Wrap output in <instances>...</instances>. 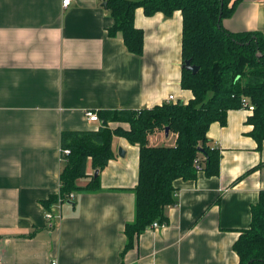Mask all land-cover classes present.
I'll list each match as a JSON object with an SVG mask.
<instances>
[{
	"label": "crops",
	"instance_id": "1",
	"mask_svg": "<svg viewBox=\"0 0 264 264\" xmlns=\"http://www.w3.org/2000/svg\"><path fill=\"white\" fill-rule=\"evenodd\" d=\"M111 25L100 0H72L66 9L62 0H0L2 264H238L233 243L264 190V164L251 170L264 163V142L258 149L246 123L251 113L242 109L208 129L221 155L218 175L198 171L194 180H175L167 223L147 227L127 251L124 229L134 221L139 149L122 137H113V158L104 169L88 165L76 182L84 188L98 171L99 189L71 193L73 200H59L50 210L60 218H45L42 201L58 194L68 156L61 155V133L99 127L85 112L138 111L169 96L182 103L192 98L180 86V12L146 17L135 11L134 26L143 32L140 56L126 50L120 34L108 36ZM222 26L264 35V0H242ZM148 141L173 146L175 134L157 131Z\"/></svg>",
	"mask_w": 264,
	"mask_h": 264
},
{
	"label": "trees",
	"instance_id": "2",
	"mask_svg": "<svg viewBox=\"0 0 264 264\" xmlns=\"http://www.w3.org/2000/svg\"><path fill=\"white\" fill-rule=\"evenodd\" d=\"M100 1L112 19L108 36L120 34L126 50L135 56H140L143 49V32L134 26L137 9H142L146 17L157 13L170 17L180 12L182 65L189 61L199 68L196 74L181 69L180 86L192 94L187 103H163L138 111L101 110L96 113L100 121L97 130L63 131L60 135L61 149H68L69 155L63 158L58 194L42 201L47 212L80 189H99L98 175H92L84 188L76 182L87 176L88 165L93 170L105 168L113 158L114 136L138 147L134 221L124 229L127 251L152 223H167L164 210L176 203L175 180H194L198 171L207 177L218 175L220 151L210 145L207 132L214 123L225 125L229 111L244 110L242 99L254 107L246 120L252 127L249 135L258 149L264 142V35L257 31L232 33L222 26V20L242 0ZM112 123L127 124L128 129H111ZM166 128L175 134V144L150 146L149 136ZM250 214V224L240 231L232 250L238 264H264V190L250 207Z\"/></svg>",
	"mask_w": 264,
	"mask_h": 264
},
{
	"label": "built area",
	"instance_id": "3",
	"mask_svg": "<svg viewBox=\"0 0 264 264\" xmlns=\"http://www.w3.org/2000/svg\"><path fill=\"white\" fill-rule=\"evenodd\" d=\"M71 2H72V0H62V7H63L64 9L68 8V7L70 6ZM173 102H176V100L174 99L173 96H169V97L166 99V102H165V103H173ZM241 105H242V108H243L244 110H246V111L249 112V113H252L254 107H253L251 104H249L247 100L242 99V104H241ZM85 117H86V119H87L88 121H90V122H99V119H98V117H97V114L94 113V112H91V111H87V112H85ZM61 155H62V156H67V155H69V150H67V149L62 150V151H61ZM68 199H69V200H73V195L70 194V195L68 196ZM45 218H46L48 221H50V220H52L53 218L58 219V218H60V216H59V214H56V213H55V215H54V214H52V213H50V212H46V214H45ZM163 226H164V225H160V224L154 222V223H152V225H151L150 227H152V228H157V227H163ZM0 264H2V259H1V258H0ZM51 264H56V262L53 261Z\"/></svg>",
	"mask_w": 264,
	"mask_h": 264
},
{
	"label": "water",
	"instance_id": "4",
	"mask_svg": "<svg viewBox=\"0 0 264 264\" xmlns=\"http://www.w3.org/2000/svg\"><path fill=\"white\" fill-rule=\"evenodd\" d=\"M105 6V3L103 4ZM182 68H184L187 71H190L192 74H196L199 70L198 67L190 65L189 61H186L183 65ZM165 134H168V129H165ZM118 154L122 157L123 156V152L121 151V149L118 150ZM98 175V171H95L94 173V177H96Z\"/></svg>",
	"mask_w": 264,
	"mask_h": 264
}]
</instances>
